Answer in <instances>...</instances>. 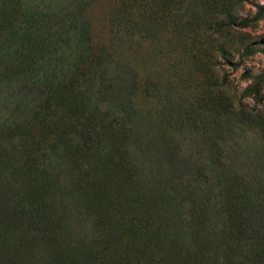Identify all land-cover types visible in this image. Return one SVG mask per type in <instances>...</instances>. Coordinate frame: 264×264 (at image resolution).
<instances>
[{"label": "rangeland", "instance_id": "obj_1", "mask_svg": "<svg viewBox=\"0 0 264 264\" xmlns=\"http://www.w3.org/2000/svg\"><path fill=\"white\" fill-rule=\"evenodd\" d=\"M243 3L0 0V264H264Z\"/></svg>", "mask_w": 264, "mask_h": 264}, {"label": "clouds", "instance_id": "obj_2", "mask_svg": "<svg viewBox=\"0 0 264 264\" xmlns=\"http://www.w3.org/2000/svg\"><path fill=\"white\" fill-rule=\"evenodd\" d=\"M255 4L259 5L260 7H264V0H255ZM243 11H240L238 13L239 16L241 17H246L247 14L250 12L253 16H255L258 12V8L256 6H254L253 3H249L247 2V0H244L243 3ZM257 24L259 25V27L257 28L255 34L252 33V28H246V29H242V31L245 32H249L252 33L253 35L259 36V35H264V19H261L257 22ZM257 58H261V54L257 53ZM259 67V65H257ZM249 67H251V64H249ZM240 72H243V68L240 69ZM252 83L251 80L247 81V82H242V87L247 88L250 84ZM247 103H249L250 105H254L255 101L249 97L247 98Z\"/></svg>", "mask_w": 264, "mask_h": 264}, {"label": "trees", "instance_id": "obj_3", "mask_svg": "<svg viewBox=\"0 0 264 264\" xmlns=\"http://www.w3.org/2000/svg\"><path fill=\"white\" fill-rule=\"evenodd\" d=\"M260 14H261V15L264 14V7H260V8H259V12H258V14H257L256 16H259ZM255 19H256V18H255ZM238 26L241 27V28H244V27L247 26V24H246L245 21H241V22L239 23ZM226 62H227L228 64H231L228 60H226ZM239 64H240V62H237V63L232 64V66H233L234 68H237V66H238ZM259 79L264 80V74L261 75V76H259Z\"/></svg>", "mask_w": 264, "mask_h": 264}]
</instances>
